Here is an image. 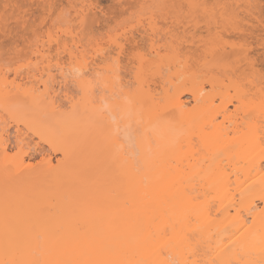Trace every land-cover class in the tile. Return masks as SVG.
<instances>
[{
	"label": "bare ground",
	"instance_id": "obj_1",
	"mask_svg": "<svg viewBox=\"0 0 264 264\" xmlns=\"http://www.w3.org/2000/svg\"><path fill=\"white\" fill-rule=\"evenodd\" d=\"M67 1L70 19L50 21L29 52L11 57L13 80L0 62V261L264 264V61L248 42L264 44V22L250 1L218 0L217 9L209 0H166L190 17L180 21L178 12L160 27L153 0H113L139 14L115 20L90 44L81 35L89 19H102L98 6ZM197 14L205 35L192 29ZM113 55L114 74L97 76L112 71ZM75 69L101 83L94 106L69 91ZM129 101L140 135L108 140L93 107L107 115L105 103Z\"/></svg>",
	"mask_w": 264,
	"mask_h": 264
},
{
	"label": "rangeland",
	"instance_id": "obj_2",
	"mask_svg": "<svg viewBox=\"0 0 264 264\" xmlns=\"http://www.w3.org/2000/svg\"><path fill=\"white\" fill-rule=\"evenodd\" d=\"M47 1V0H46ZM48 1H50V3H52L53 5H55L54 7L55 8H53V12H51V13H49L50 11H49V9H48V5H46L47 4V2H45V0H0V62H5L6 64H8L10 67H11V69L9 68V72H11V73H9L8 75H9V79H10V81L11 80H13V76H14V74H13V68H12V65L15 63L14 61H12L13 60V58L15 59L16 58V56L17 55H25L27 52H29V46L31 45V44H33L35 41H36V39L37 38H40V37H42L43 35H45V33H47V29H49V27L52 25L51 23L52 22H55V21H57V22H64V21H66V20H68V19H70V11H71V8L69 7V1H67V0H48ZM166 0H153V2H152V4H150V5H152L151 6V8H152V10L154 9V11L153 12H155L157 15H156V17H158V20L157 21H159L158 23H159V25H160V22H161V25H162V27L164 26V23L166 24V23H168V25L169 24H171V22L170 21H172V22H174L175 21V19L176 18H178L179 17V15L180 16H184V17H179V20L180 21H182L183 20V18H185V16L187 15L188 16V12H181V10L178 8L179 6H177V7H171V6H169V4L167 3V1L165 2ZM208 1V0H207ZM220 2V6L222 5L221 3L222 2H228L229 1V3L230 4H227V6L228 5H233L235 2H233V0H219ZM222 1V2H221ZM237 1H239V0H237ZM236 1V2H237ZM250 2H249V4H250V6H253V8H252V10H251V12L253 11V12H255V14L256 15H254V16H256V18L258 17V16H260V17H258L259 19H258V21H262V22H264L263 20H264V0H254V2H253V0H249ZM89 2H91V3H93L94 5H97L98 6V15L102 18L101 20H100V22H98L97 24L94 22H91L92 21V19H89L90 21L88 22L87 21V24L84 26V30H83V32H85L83 35H81V38H83L84 40H85V38H86V41L87 42H89V40H91L92 41V38L94 37H101V36H105L108 32V28L110 27V26H113L112 28H115V27H117V26H115L116 25V21L115 20H117V23L119 24V22H121V23H123V21H125V20H129V17H130V14L131 15H136V13H137V11H140V10H138L139 8H136V6L134 5V4H130V5H126V6H124L123 4V6L119 3V2H116V1H113V0H89ZM209 3H208V5L209 6H212V7H216L217 9H219L220 8V6H218L217 5V2H218V0H209L208 1ZM233 2V3H232ZM241 2V1H240ZM239 2V4H242V2L240 3ZM49 3V2H48ZM167 3V4H166ZM216 3V4H215ZM218 3V4H219ZM223 3V5L222 6H224V5H226V3L224 4ZM232 3V4H231ZM252 3V4H251ZM126 4V3H125ZM211 4V5H210ZM214 6H213V5ZM244 4V3H243ZM242 4V5H243ZM132 5V6H131ZM207 5V7H209ZM235 5H236V3H235ZM234 5V6H235ZM255 5V6H254ZM58 6V7H57ZM61 6V7H60ZM64 6V7H63ZM154 6V7H153ZM167 6V7H166ZM221 6V7H222ZM131 9H130V8ZM168 7H169V9H168ZM258 7V8H257ZM60 10H59V9ZM64 8V9H63ZM211 8V7H210ZM57 9V12L55 11ZM130 9V10H129ZM242 10V9H241ZM256 10V11H255ZM259 10H261V11H259ZM49 11V12H48ZM125 11H127V12H124ZM243 11V10H242ZM242 11H240L239 10V12H242ZM56 12V13H55ZM176 12H177V14H176ZM180 14H179V13ZM252 12V13H253ZM262 14H260V13ZM52 13L54 14V16H52ZM259 15H258V14ZM137 14H139V13H137ZM167 14V15H166ZM176 14V15H175ZM179 14V15H178ZM242 14V13H241ZM249 14V13H248ZM254 14V13H253ZM190 15V14H189ZM198 15V14H197ZM243 15V16H242ZM241 15V17H244V15L245 14H242ZM52 16V17H51ZM169 16H170V18H169ZM177 16V17H176ZM186 16V17H187ZM199 16V19H201L200 20V22H199V19H197L198 20V26L196 27V28H193L192 27V25L194 24V23H196V21L193 23V24H188L189 26H187V27H189V28H191L192 27V29L194 30V31H196V30H200V32L203 34V35H205L206 33V22H205V20L201 17V15H198ZM167 17V18H166ZM172 17H174L173 18V20H172ZM176 17V18H175ZM188 17H190V16H188ZM187 17V18H188ZM193 17H197V16H193ZM50 18H52V19H50ZM55 18V19H54ZM68 18V19H67ZM169 18V19H168ZM182 20H181V19ZM252 18H254L253 16H252ZM260 18H263V19H261L260 20ZM131 19V18H130ZM160 19V20H159ZM190 19V18H189ZM188 19V20H189ZM255 19V18H254ZM253 19V21H252V23L253 24H255V26H256V24H257V19L256 20H254ZM187 20V19H186ZM50 21H52V22H50ZM115 21V22H114ZM126 21V22H127ZM130 21V20H129ZM179 21V22H180ZM134 22V20L132 21V23ZM120 23V24H121ZM177 24V23H176ZM161 25H160V27H161ZM169 26H171V25H169ZM182 26V25H181ZM205 26V27H204ZM214 26V25H213ZM212 25H210V27H213ZM116 29V28H115ZM203 29V30H202ZM204 29H205V32H204ZM199 30L197 31L198 33H200L199 32ZM46 31V32H45ZM43 32V33H42ZM115 32V31H114ZM114 32L112 33V34H114ZM106 33V34H105ZM224 35H225V33H224ZM227 35V36H226ZM225 36H224V38L225 37H227V38H225V39H227V41L229 42V41H231V42H229V43H232V42H234L236 45H237V43H243V45L245 44V45H247L248 44V42H252V44H251V47H253V48H251L252 50V52H251V57L254 59V57L256 58V61L257 62H259V63H261V61H262V59H263V61H264V51H263V46H262V44L263 43H261V42H259V43H261V45H259L256 41H257V39H256V41L254 40H252V38L250 39V38H248L249 39V41L247 42V40L248 39H245L244 38V40L242 39V37H240V36H232V35H229L228 33L226 34ZM39 36V37H38ZM229 36V37H228ZM262 36H264V32H263V34L261 35V39H262ZM241 39H240V38ZM93 38V39H94ZM224 39V40H225ZM258 39H260V37H258ZM38 40V39H37ZM262 40H264V38L262 39ZM86 41H84V43H87ZM243 41H245V42H243ZM91 42H89L88 44H90ZM257 44V45H253V44ZM87 44V45H88ZM139 44H140V46H142V50H141V52L142 53H144V51H146L147 49L146 48H148V42H146V40H140V42H139ZM146 44V45H145ZM18 45H19V47H18ZM239 45H241V44H239ZM238 45V46H239ZM250 45V44H249ZM253 45V46H252ZM264 45V44H263ZM242 46V45H241ZM260 46V47H259ZM262 47V48H261ZM144 49H146V50H144ZM261 51V52H260ZM263 51V52H262ZM147 52V51H146ZM145 52V53H146ZM254 52V53H253ZM11 54V55H10ZM263 54V55H262ZM19 55V56H20ZM256 55V56H255ZM10 56V57H9ZM21 56V57H22ZM11 57H13V58H11ZM261 58V60H260V58ZM9 59V60H8ZM11 59V60H10ZM5 60V61H4ZM7 60V61H6ZM17 60V59H16ZM255 61V63H257ZM10 62V63H9ZM14 62V63H13ZM13 63V64H12ZM258 63V64H259ZM4 64V63H3ZM124 65H126L127 66V61H126V63L124 64ZM14 66H17V64L15 65H13V67ZM259 66H260V68H259ZM262 66V67H261ZM264 66L263 65H261V64H259V65H257V68H259V69H261V70H263L264 71V68H263ZM14 68H16V67H14ZM122 74H123V76H124V70L122 71ZM264 74V73H263ZM11 75V76H10ZM71 77H69L70 79L71 78H73L74 76L73 75H70ZM74 81V78L73 79H71V83H69V86H68V88H70L69 89V91H71V93L72 94H77L78 96H82V90L80 89V88H78V86H77V84L75 83V82H73ZM100 86H101V83H100ZM80 91V92H79ZM79 93H81V94H79ZM102 93H104V92H102ZM108 93V92H107ZM100 94H101V91H100ZM109 94V93H108ZM108 94H106V92L103 94V95H107L108 97H109V95ZM98 96H100V95H98ZM102 96V95H101ZM189 97V96H188ZM190 99V98H189ZM27 100V99H26ZM26 100H24L23 99V101L22 100H20L21 102V104H22V106H27V101ZM20 104V105H21ZM29 104V103H28ZM29 107H30V105H29ZM27 109H28V107H27ZM231 109H233V106H231ZM29 110V109H28ZM39 110H41V109H39ZM40 113H41V111H40ZM44 116V115H43ZM46 116V115H45ZM50 118H51V116L50 115H48ZM46 119V118H45ZM52 119V118H51ZM47 120H48V118H47ZM43 121H44V119H43ZM50 122V121H49ZM134 123H132V125H133ZM12 126V125H11ZM12 129V131H13V128H11ZM34 138V137H33ZM33 145H35V143L37 142V143H39L40 144V146L42 147V149H44V150H48L47 152H50V153H52L53 154V156H55V158H61L62 156H61V154L60 153H55L54 154V151L53 150H51L50 148H48V146H47V144L46 143H44V142H40L39 141V139H37V137H35L34 139H33ZM36 143V144H37ZM44 143V144H43ZM40 147V148H41ZM35 149H33V151H34ZM32 150H31V152L29 153L30 154V156H32V157H36V159L35 160H33V162H34V165H36V163L38 164L39 163V160H40V157H39V152H33ZM38 161V162H37Z\"/></svg>",
	"mask_w": 264,
	"mask_h": 264
},
{
	"label": "snow or ice",
	"instance_id": "obj_3",
	"mask_svg": "<svg viewBox=\"0 0 264 264\" xmlns=\"http://www.w3.org/2000/svg\"><path fill=\"white\" fill-rule=\"evenodd\" d=\"M112 71L103 73V74H97V76H103V77H111L115 70L119 67V58L118 55H113L111 61ZM76 75L74 77V82L80 86L83 93H85L88 97V103L90 105L95 104V97L100 95L101 86L99 81L97 80L96 76H93L92 80L85 81V77L90 75L88 72H84L81 69H75ZM71 75V74H67ZM264 75V74H262ZM104 87H107V83L103 85ZM115 100H118L119 97H114ZM131 102H128V106H122L119 103H114L111 107H108V105L105 103V108H107V115H105L104 111L96 110L94 107L92 109L93 116H94V124L95 126L100 129L102 132L106 134V138L110 141H114L120 138L121 132H123L124 136L123 138L125 140L131 139L134 136L140 135L139 128H133L132 123L130 122L129 118L132 113V109L130 107ZM76 106H73L72 109L69 110L70 114L75 110ZM240 103H236V110H240ZM119 114V118L117 116ZM226 115V113H225ZM107 121L111 122L112 128H107ZM122 121H129L126 123H121ZM139 123V121L137 122ZM153 144H155V141H152ZM123 145H121L122 147ZM133 150H137L136 144L133 143L131 145ZM138 154V150H137ZM260 198L264 199V191L261 192ZM239 210V209H238ZM0 264H40L39 261H0ZM58 264H117V262L114 261H64V262H58ZM168 264H179V261L172 259L169 257Z\"/></svg>",
	"mask_w": 264,
	"mask_h": 264
}]
</instances>
